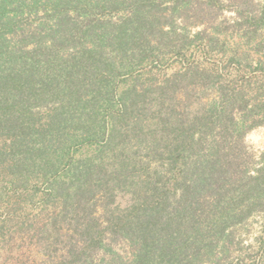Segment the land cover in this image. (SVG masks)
I'll use <instances>...</instances> for the list:
<instances>
[{
  "label": "trees",
  "instance_id": "1",
  "mask_svg": "<svg viewBox=\"0 0 264 264\" xmlns=\"http://www.w3.org/2000/svg\"><path fill=\"white\" fill-rule=\"evenodd\" d=\"M261 126L264 3L0 0V246L228 259L264 214V151L245 144Z\"/></svg>",
  "mask_w": 264,
  "mask_h": 264
},
{
  "label": "rangeland",
  "instance_id": "2",
  "mask_svg": "<svg viewBox=\"0 0 264 264\" xmlns=\"http://www.w3.org/2000/svg\"><path fill=\"white\" fill-rule=\"evenodd\" d=\"M256 2L263 4L264 0ZM235 16L233 12L225 10L223 18L232 21ZM245 144L258 160L264 151V126L248 133ZM235 235L236 244L231 248L230 257L217 264H264V214L249 219ZM35 249L29 245V240L24 242L12 236L10 244L0 246V264H41L40 259L34 258Z\"/></svg>",
  "mask_w": 264,
  "mask_h": 264
}]
</instances>
